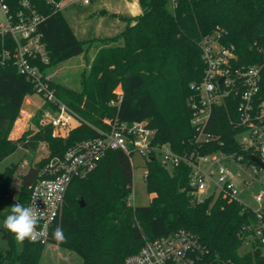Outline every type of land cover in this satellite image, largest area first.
Returning <instances> with one entry per match:
<instances>
[{
  "label": "trees",
  "instance_id": "trees-1",
  "mask_svg": "<svg viewBox=\"0 0 264 264\" xmlns=\"http://www.w3.org/2000/svg\"><path fill=\"white\" fill-rule=\"evenodd\" d=\"M30 1L44 17L40 28L50 58L45 71L95 49L80 74L79 89L51 82L59 99L88 123L65 138L54 137L51 126L39 124V110L33 119L37 131L31 127L23 137L12 138L20 108L35 90L15 66L0 63V163L21 147L34 151L43 141L49 146V157L60 155L77 140L95 136L93 126L102 127L105 117L116 115L128 122L149 120L156 130L153 142L169 144L180 154L243 152L235 137L238 98L214 108L209 131L219 139L208 143L195 142L188 98L191 83L200 81L204 73L199 42L216 28L226 31L224 43L235 45L239 66L261 67L264 91V0H138L141 12L122 16L127 24L121 34L89 39L77 37L61 11V0ZM118 85L124 91L119 109L109 104ZM131 156L121 149L108 150L94 169L71 182L62 214L52 226V242L78 254L83 264H123L146 240L184 228L207 250L208 264H264L260 250L241 252L250 232L245 227L257 219L254 210L222 193L196 199L190 186L192 167L187 163L170 169L152 155L145 173L151 201L131 204ZM18 167L15 163L0 172L2 220L10 206H26L30 196V188L21 184L15 200L10 199ZM57 227L64 233L63 240L53 237ZM1 230L8 248L0 250V264H41L44 245L28 238L18 241Z\"/></svg>",
  "mask_w": 264,
  "mask_h": 264
},
{
  "label": "built area",
  "instance_id": "built-area-1",
  "mask_svg": "<svg viewBox=\"0 0 264 264\" xmlns=\"http://www.w3.org/2000/svg\"><path fill=\"white\" fill-rule=\"evenodd\" d=\"M78 1L85 4L90 2ZM0 16L3 17L0 20V63L15 66L17 73L33 84L34 94H38L42 100L34 110L21 106L17 119L30 121L23 132L31 130V127L37 131L38 126L35 127L33 119L39 110H42L39 124L51 126L54 137L65 138L74 128L88 123L59 99L51 83L52 74L43 67L50 61L40 28L43 15L30 0H0ZM224 34V29L216 28L200 40L204 73L200 81L191 83L192 93L188 105L192 110L191 122L196 131L195 142L208 143L219 139L218 135L209 131L214 108L238 98V116L234 121L238 131L235 137L243 152L217 150L206 154H180L173 151L169 144L153 142L156 130L150 127L149 120L128 122L121 120L118 115L105 117L102 127L93 126L97 132L95 136L77 140L60 155L49 157V146L43 141L34 150L42 154L35 158L34 167L38 171L29 187L30 196L26 203L36 212L38 220L35 238H28L30 241L44 246L54 244L51 239L52 226L62 214L71 182L94 169L111 149H121L127 154L136 151L145 157L146 162L152 155H157L161 163L170 169L182 162L187 163L192 167V194L199 201L203 199H200V195L206 190L207 181L216 173L211 169H201L200 162L206 160L212 165L218 163L219 176L215 181L218 193L240 201L237 197L239 186L233 182L236 175L220 162L232 161L239 169L248 170L252 179L264 173L262 164L255 160L264 163V91L260 84L261 67L257 64L239 66L236 47L223 42ZM113 93L115 96L109 104L119 109L124 98L122 86L118 85ZM28 164V161H24L22 167ZM238 175L241 176V173ZM244 184L248 185L249 181L244 179ZM254 197L259 204L257 209L240 201L252 208L257 217L255 223L245 227L250 232L244 238L241 250L258 249L264 255V190L258 191ZM247 242H251L250 247L245 246ZM206 254L207 250L196 235L181 228L146 240L138 252L124 259L123 264H208Z\"/></svg>",
  "mask_w": 264,
  "mask_h": 264
},
{
  "label": "rangeland",
  "instance_id": "rangeland-1",
  "mask_svg": "<svg viewBox=\"0 0 264 264\" xmlns=\"http://www.w3.org/2000/svg\"><path fill=\"white\" fill-rule=\"evenodd\" d=\"M136 3L135 0H90L89 3L85 4L78 0H62L61 11L78 38H105L122 33L127 24L122 16L129 15V17H132L131 15H133L134 8H136ZM170 7L171 9L173 8L172 4H170ZM0 20H3L2 16H0ZM94 55L95 49H92L87 55L81 54L70 58L59 63L49 71L54 80H58L68 87L79 89L80 74L84 68L88 67ZM27 101H24L23 107L32 110L34 108L33 104L40 103L42 100L38 94H32L27 96ZM29 124V120L20 121L17 119L14 125L12 138L23 137V130L26 129V126ZM41 154V151H26L25 148L21 147L0 163V172L7 166L15 163L19 164L10 187L11 201L15 200L20 191V186L23 184L22 176L25 175L30 168L35 166V158ZM24 161H28L29 163L26 167H22ZM131 163L133 166V192L129 199L130 203L133 205H147L151 201V195L148 192L145 179V173L147 171L146 159L135 151L131 156ZM220 163L236 175L233 182L239 186L238 199L246 205L257 209L259 204L254 196L258 191L264 190V173L252 179L248 175V170L239 169L232 161L224 160ZM218 167V163L212 165L210 161L202 160L200 162V168L204 171H208V169L216 171V173L212 175V179L207 181V188L200 195V199L214 192L218 194L219 189L215 187V181L219 176L217 173ZM238 173H241V176H239ZM244 179L249 181L248 185L244 184ZM0 221H2L1 218ZM250 245L251 242L245 243L246 247H250ZM7 248L8 240L4 237L0 227V250H5ZM242 251L243 250H241V252ZM41 264H83V261L75 252L61 248L55 243H51L44 246Z\"/></svg>",
  "mask_w": 264,
  "mask_h": 264
},
{
  "label": "clouds",
  "instance_id": "clouds-1",
  "mask_svg": "<svg viewBox=\"0 0 264 264\" xmlns=\"http://www.w3.org/2000/svg\"><path fill=\"white\" fill-rule=\"evenodd\" d=\"M37 222V214L32 207L15 203L10 206L9 214L0 221V227L10 232L16 240L23 241L26 238H35ZM53 237L57 240H63L62 229L57 227L53 232Z\"/></svg>",
  "mask_w": 264,
  "mask_h": 264
},
{
  "label": "water",
  "instance_id": "water-1",
  "mask_svg": "<svg viewBox=\"0 0 264 264\" xmlns=\"http://www.w3.org/2000/svg\"><path fill=\"white\" fill-rule=\"evenodd\" d=\"M258 163L262 164L264 167V163H261L258 159H255ZM166 166V165H165ZM37 167H32L28 170V172L22 176V182L25 187H30L32 183L34 182L37 174ZM81 205L83 206L85 203L83 199L80 200Z\"/></svg>",
  "mask_w": 264,
  "mask_h": 264
},
{
  "label": "crops",
  "instance_id": "crops-1",
  "mask_svg": "<svg viewBox=\"0 0 264 264\" xmlns=\"http://www.w3.org/2000/svg\"><path fill=\"white\" fill-rule=\"evenodd\" d=\"M137 3L135 4V6H136V8H134V11H133V15H137L138 13H140L141 12V8H140V5H139V3H138V0H135ZM62 7V0H61V2H60V8ZM133 15H131V16H133ZM124 16H127V17H129V15H124ZM28 103H30L29 101H28ZM38 104V103H37ZM34 105V108L32 109V110H34L35 109V107H36V104H33ZM13 133H14V128H13V131H12V133H11V136L13 137ZM151 195V198H152V196H153V194H150Z\"/></svg>",
  "mask_w": 264,
  "mask_h": 264
}]
</instances>
